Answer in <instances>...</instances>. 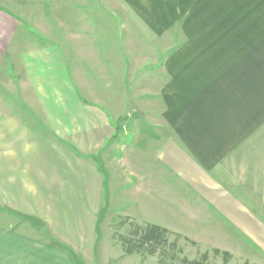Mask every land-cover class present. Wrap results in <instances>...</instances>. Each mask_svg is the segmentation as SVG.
<instances>
[{"label":"crops","instance_id":"crops-1","mask_svg":"<svg viewBox=\"0 0 264 264\" xmlns=\"http://www.w3.org/2000/svg\"><path fill=\"white\" fill-rule=\"evenodd\" d=\"M40 9L51 12L43 16L48 26H62L70 11L72 25L88 28L87 55L77 48L72 58L112 57L111 48L106 54L103 45L109 37L89 34L108 20L126 29L125 38L113 39L132 45L126 57L141 60L134 67L136 89L151 86L160 110L151 120L156 132L152 150L136 157L135 192L125 194L130 196L124 202L127 216L171 232L184 226L175 230L178 234L194 226L227 240L242 234L252 242L251 250L264 251V0H42ZM21 24L17 15L0 10V41L13 39ZM145 34L151 35L150 49L138 45ZM78 36L72 35V42H79ZM62 41L55 40V62L74 92L79 86L65 71ZM117 52L123 57L119 46ZM8 104L0 167L13 171L18 183L28 178L27 171L47 179L63 158L27 124L31 100L10 99ZM72 104H81L80 97ZM8 174L7 180L12 178ZM0 264L76 262L31 226L17 229L0 221Z\"/></svg>","mask_w":264,"mask_h":264},{"label":"rangeland","instance_id":"rangeland-1","mask_svg":"<svg viewBox=\"0 0 264 264\" xmlns=\"http://www.w3.org/2000/svg\"><path fill=\"white\" fill-rule=\"evenodd\" d=\"M41 3L42 0H0V10L14 13L22 23L13 39L0 41V133L6 134L3 124L10 116L8 100H31V112L26 110L27 124L60 153L63 165H52L47 179L27 171L28 178L18 183L12 177L14 172L2 164L0 221L17 229L31 226L42 238L70 252L76 264H159L156 256L142 260L138 255H123L113 238L117 217L127 216L124 202L130 196L125 194L135 192L132 171L137 166L136 157H146L152 150L156 132L151 120L160 110L151 86L136 89L139 84L134 80V67L141 60L126 57L125 51H130L132 45L128 44V48L126 42L113 41L117 35L125 38L126 29L120 22L112 24L108 20H102L96 30L91 28L89 34H106L112 41L107 39L103 45L106 54L111 48L112 57L72 58L77 48L87 55L88 28L72 25L70 11L65 12L67 19L62 20V26H48L43 16L51 12L41 11ZM77 34L80 41L72 42V35ZM143 37V43L138 45L150 49L151 35ZM56 39L63 40L60 47L65 55V71L79 86L74 92L56 65ZM118 46L124 50L123 57L116 55ZM94 63L95 69L91 67ZM81 96L95 104L87 105ZM79 97L81 104L73 105ZM8 173L12 178L7 180ZM161 219L167 218L158 220ZM176 229L182 231L185 227L171 228L173 232ZM181 235L198 244L195 247L179 240L183 254L189 258L196 257L198 251L228 246L233 256L228 264H264V251L251 250L248 236L240 234L227 240L222 233H207L197 226ZM210 262L222 264L218 257H211Z\"/></svg>","mask_w":264,"mask_h":264},{"label":"trees","instance_id":"trees-1","mask_svg":"<svg viewBox=\"0 0 264 264\" xmlns=\"http://www.w3.org/2000/svg\"><path fill=\"white\" fill-rule=\"evenodd\" d=\"M117 132L118 128L114 137ZM113 225L115 228L113 238L119 243L123 255H138L142 260L156 256L159 264H211V257H218L222 264H228L233 257L227 250L211 248L198 251L196 257L189 258L183 254L179 240L183 239L196 247L198 244L194 240L155 223H138L129 216H118ZM243 264L249 263L244 261Z\"/></svg>","mask_w":264,"mask_h":264}]
</instances>
